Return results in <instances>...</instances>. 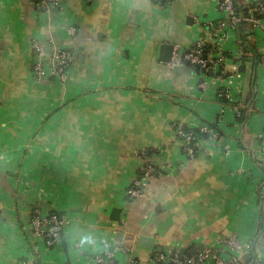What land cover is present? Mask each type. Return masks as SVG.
<instances>
[{
	"label": "crops",
	"instance_id": "1",
	"mask_svg": "<svg viewBox=\"0 0 264 264\" xmlns=\"http://www.w3.org/2000/svg\"><path fill=\"white\" fill-rule=\"evenodd\" d=\"M58 7L0 0V264H97L105 248L117 264H156L154 252L177 260L199 246L244 259L217 242H252L264 218V16L252 35L242 29L255 50L247 62L235 29L225 30L226 76L217 78L218 66L210 77L158 60L164 44L183 54L210 43V28L227 20L210 0ZM32 42L72 53L65 82L32 75ZM221 90L233 104L218 100ZM202 125L217 126L223 142L189 161L177 132ZM138 182L139 197L129 198ZM36 211L64 217V242L49 249L33 234ZM257 250L262 263L264 244Z\"/></svg>",
	"mask_w": 264,
	"mask_h": 264
},
{
	"label": "built area",
	"instance_id": "2",
	"mask_svg": "<svg viewBox=\"0 0 264 264\" xmlns=\"http://www.w3.org/2000/svg\"><path fill=\"white\" fill-rule=\"evenodd\" d=\"M61 0H35V6L39 10H45L50 12L55 7H58ZM92 2L93 0H88ZM173 0H158L157 2L165 4L167 6ZM216 4V7L221 12L227 15V20L219 23L216 27H211L210 32H208V37L210 43L204 41V39H199L195 47L188 52L183 54L174 51L172 53V58L168 66L170 68L177 67L183 64L184 61L189 62L190 66H197L198 69L204 68L205 70L213 69L219 67V65L224 64L226 57L224 52L220 50V46L223 42L225 30L235 29L236 25L247 24L255 30V28L261 26V19L264 16V0H251L248 5L249 10L246 16H239L235 12L234 0H210ZM260 16V17H259ZM70 34L74 33L73 29L69 30ZM31 50L34 53L35 61L32 66V75L36 79H56L59 82H65L69 74V70L72 65V53L66 49H58L50 53H46L43 45L32 42ZM207 51V55L204 56L203 52ZM241 57V56H240ZM224 71L221 76L217 78L225 77ZM218 100L224 102L225 104H233V97L228 91H219L217 94ZM239 116V112L238 115ZM198 130L208 136L207 139L196 140L192 132L185 135V142L181 143L184 155L189 161L194 160L203 144H210L213 146L221 145L223 138L216 131L209 129L208 126H200ZM183 136L181 130H178L177 137ZM148 175L154 174V168H147ZM144 185L142 182L134 184V186L127 191V196L129 198L139 197L140 188ZM64 217L57 216L55 214L48 215L47 217H41L36 211L32 214L30 223L33 234L44 240L47 248H53L61 240L62 228L65 224ZM222 244L227 251L241 253V255L248 256L253 250L252 242L248 244H242L235 236L220 240L217 242ZM219 246V247H221ZM217 249H205L203 252H198L192 257H184L181 262L176 259L167 258L164 255L158 256L154 262H162L164 264L174 263V264H237L238 260L235 258L222 259L217 256L215 252ZM114 251L109 248H105L103 254H99L95 257L97 264H113ZM19 264H38L35 259H21ZM251 264H262L261 260L258 258L253 259Z\"/></svg>",
	"mask_w": 264,
	"mask_h": 264
},
{
	"label": "trees",
	"instance_id": "3",
	"mask_svg": "<svg viewBox=\"0 0 264 264\" xmlns=\"http://www.w3.org/2000/svg\"><path fill=\"white\" fill-rule=\"evenodd\" d=\"M156 1H158V0H156ZM161 5L165 6L164 3L161 4ZM234 8H235L236 14H238L239 16H241V15L246 16L248 14L249 7L242 5L240 0H234ZM245 26H248V25L247 24L239 25V31H238V37L239 38L238 39H240V48L242 50V55L240 57V60H242L244 62H247L249 58H247L246 55H248V53H253L254 54L255 50H254L253 46L250 44V42L247 40V36L253 34L252 33L253 31H252L251 28H249V30L247 31L248 35L246 37L244 36V38H242V35L244 33V30H242V29H244ZM241 30H242V32H241ZM203 55L204 56L207 55V51L206 50L203 52ZM224 55L227 58V55L225 53H224ZM222 72H223V64L219 65V72H218V74H216V76H221ZM238 112H239V116L237 117V120L239 122L244 123L245 120H246V118H245L246 110L242 109V108H239ZM208 128L216 131L219 135H221L219 130L217 129V126L210 125V126H208ZM180 130H181L183 136H181V137L178 136L177 139L181 143L185 142V135H187L190 132H192L193 136L196 137V140L207 139L208 138L207 135L202 134L198 129H190V128L184 126V127H181ZM53 214H55L57 216H61V214H58L56 212H51V215H53ZM263 244H264V218L260 217V220L258 222V228H257L256 235H255V237L252 240V248H253V250L244 259L239 260L237 264H251L252 260L256 259L258 257V254L256 253V250L259 249ZM215 254L217 255L218 251H216ZM160 255H163V254L154 252L153 255H152L151 261H154ZM113 264H117V262H115V260H113ZM156 264H164V263L158 262Z\"/></svg>",
	"mask_w": 264,
	"mask_h": 264
},
{
	"label": "water",
	"instance_id": "4",
	"mask_svg": "<svg viewBox=\"0 0 264 264\" xmlns=\"http://www.w3.org/2000/svg\"><path fill=\"white\" fill-rule=\"evenodd\" d=\"M59 11V7H55L53 9V13L56 14L57 12ZM42 12H45V10H42ZM190 22V20H188ZM187 21V22H188ZM235 31L237 32L238 34V31H239V25H236L235 27ZM48 51L47 53H49L50 51L49 50H46ZM172 53H173V46L170 45V44H164L160 47V52H159V62L163 63V64H168L170 63L171 61V58H172ZM183 65L185 67H190V70L192 72V74H197L198 72L201 73V74H208V76H212V71L211 69H208L207 71L202 68V69H198L197 66H190L189 62L187 61H184L183 62ZM200 84L203 82L202 79H199L198 81ZM110 220L112 222H115V223H118L120 222V210L119 209H113L110 213ZM61 242H64L63 241V238L61 237ZM142 247H145V248H148V249H151L153 248V244L151 241H148V240H141L140 243H139ZM204 251V247L203 246H199L193 250H191L190 252H188V256L189 257H192L194 256L195 254H197L198 252H203ZM260 250H256V253L258 254ZM180 256L178 257L177 261L178 262H181L183 260V254H184V250H180L179 252ZM246 257V256H244ZM169 264H174V263H169ZM212 264V262L210 263ZM262 264H264V262H262Z\"/></svg>",
	"mask_w": 264,
	"mask_h": 264
}]
</instances>
